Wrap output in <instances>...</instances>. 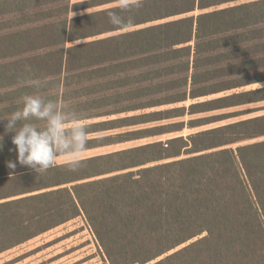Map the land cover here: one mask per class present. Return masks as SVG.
I'll use <instances>...</instances> for the list:
<instances>
[{
    "label": "trees",
    "instance_id": "1",
    "mask_svg": "<svg viewBox=\"0 0 264 264\" xmlns=\"http://www.w3.org/2000/svg\"><path fill=\"white\" fill-rule=\"evenodd\" d=\"M117 2L0 0V254L84 215L110 264H264V139L254 141L264 114L84 157L76 170L64 162L38 174L19 163L3 117L25 94L84 120L123 115L87 124L86 150L264 109L140 127L264 102V86L238 90L264 82V0H143L71 16ZM109 11L134 23L116 28Z\"/></svg>",
    "mask_w": 264,
    "mask_h": 264
},
{
    "label": "rangeland",
    "instance_id": "2",
    "mask_svg": "<svg viewBox=\"0 0 264 264\" xmlns=\"http://www.w3.org/2000/svg\"><path fill=\"white\" fill-rule=\"evenodd\" d=\"M82 0H73V2H78ZM117 3L113 4H108V5H103V6H97L94 8H89L85 9L82 11L78 12H73L71 13V16H80L84 14H89L91 12H95L98 10H102L104 8H108L111 6L117 5ZM235 3H231L229 5H234ZM228 4H225L221 7H226L229 6ZM214 8L207 9L205 11H211ZM203 11L197 10L195 12L190 13L189 15H198ZM180 17V16H179ZM179 17H174L173 19H177ZM168 20V19H167ZM167 20H162V21H157L154 23H149L146 25H141L139 27H132L125 29L123 31H130L134 30L140 27H144L147 25H152V24H157L161 23ZM123 31H115V32H108V33H103L99 35H95L92 37H87L84 39H80L78 41H75L73 43L69 42L68 44H78V43H84V42H89L92 40H97V39H102L108 36H112L114 34L123 32ZM264 86V82L256 83V84H251L245 88L238 89L239 91L242 90H249V89H255L258 87ZM235 91V90H234ZM221 93V94H214L209 97L205 98H200L199 100H206V99H211V98H216L219 96H223L224 94H229L231 93ZM193 101L189 100L187 102H181V103H176V104H168V105H161L155 108L147 109V111L151 110H165L169 108H174V107H179V106H189ZM254 108H264V102L256 103V104H249L245 106H240V107H235V108H230V109H225V110H218V111H213V112H208L204 114H194V115H186L184 117H179V118H172V119H167V120H162L158 122H152L146 125H141L140 127H150V126H156V125H162V124H170L173 122H185L186 124L189 122V120L193 118H199L202 116H213L216 114H224L227 112H234L237 110H250ZM264 114V109L252 113H248L245 115L240 116L239 118H231L229 120H224L222 122H217L215 124H211L209 126H204L200 128H189L186 126L184 130L178 131V132H173V133H167L161 136H154L150 138H145L141 140H136L132 142H127L119 145H114V146H106V147H101V148H95V149H90V150H85L83 153L82 157H89L101 153H107L110 151H114L117 149H122L126 147H132L135 145H140L152 141H158V140H166L168 138H173L175 136H180V135H188L192 132L199 131L201 129L205 128H210V127H215L218 125L225 124L227 122H232L237 119H245L249 117H254L257 115H262ZM118 116H123V115H118ZM118 116H110V117H100V118H93V119H87L84 120L86 124H90L93 122H99L103 121L109 118H116ZM133 128H138V127H133ZM112 131H107V132H101L97 134H92L91 136L95 135H106L110 134ZM264 138L256 139L261 140ZM64 158L58 157L57 158V163H63ZM16 248V249H15ZM179 247L178 249H180ZM176 251V250H175ZM174 251H171V253ZM26 259H25V258ZM8 258L10 261H8ZM28 258V259H27ZM21 259L23 262L21 264H110L107 257L104 255V252L99 245V242L97 240V237L90 226L89 222L87 221L86 217L84 215L78 216L74 219H71L45 233H42L36 237H34L31 240H28L27 242L23 243V245H18L12 249H9L3 253L0 254V264H9V263H14L18 262V260ZM27 261H25V260ZM12 260V261H11ZM25 262V263H24ZM20 264V263H19Z\"/></svg>",
    "mask_w": 264,
    "mask_h": 264
},
{
    "label": "clouds",
    "instance_id": "3",
    "mask_svg": "<svg viewBox=\"0 0 264 264\" xmlns=\"http://www.w3.org/2000/svg\"><path fill=\"white\" fill-rule=\"evenodd\" d=\"M142 5L143 0H118L117 7L122 11H131ZM107 15L109 23L116 28L134 23L133 17L126 19L115 11H109ZM43 83L40 80L30 81L37 88ZM22 101L21 108L3 117L8 121L7 130L15 132L12 142L16 145L19 163L41 174L56 166L57 158L62 156L66 165L76 170L82 164L81 157L89 141L84 118L70 105L39 94H25ZM33 119L43 122V126L33 123ZM8 167L14 169L16 163L9 161Z\"/></svg>",
    "mask_w": 264,
    "mask_h": 264
},
{
    "label": "crops",
    "instance_id": "4",
    "mask_svg": "<svg viewBox=\"0 0 264 264\" xmlns=\"http://www.w3.org/2000/svg\"><path fill=\"white\" fill-rule=\"evenodd\" d=\"M89 150H90V149H89ZM83 158H84V157H83ZM63 163H64V162H63ZM21 245H23V244H21ZM15 249H16V248H15ZM24 258H25V257H24ZM8 259H9L8 261H10V259H12V258H8ZM25 259H26V258H25ZM25 259H23V260H25ZM27 259H28V258H27ZM11 261H12V260H11ZM25 261H27V260H25ZM22 262H23V261H22L21 259H19L18 262H14V263L12 262V263H9V264H19V263L21 264ZM24 263H25V262H24Z\"/></svg>",
    "mask_w": 264,
    "mask_h": 264
}]
</instances>
